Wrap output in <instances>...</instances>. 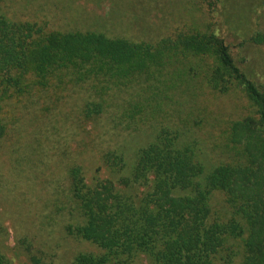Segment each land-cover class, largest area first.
Instances as JSON below:
<instances>
[{"label":"trees","instance_id":"obj_1","mask_svg":"<svg viewBox=\"0 0 264 264\" xmlns=\"http://www.w3.org/2000/svg\"><path fill=\"white\" fill-rule=\"evenodd\" d=\"M252 40L264 45V33ZM193 83L221 93L234 85L244 92L252 113L233 122L229 134L241 159L205 173L196 147L181 140L178 126L161 124L127 170L123 152L102 154L115 180L88 184L81 166H70L80 220L66 225L67 231L101 252H80L68 264H129L138 254L150 264H232L235 256L239 264H264V87L236 64L213 29H177L137 40L98 29L46 30L0 14V137L7 125L1 111L12 96L50 91L59 98L81 88L87 96L84 116L112 109L130 125L147 114L155 96L171 103L174 95L191 93ZM138 186L145 188L139 196ZM213 191L224 194L232 216L213 212ZM0 264H10L1 252ZM30 264L50 263L32 258Z\"/></svg>","mask_w":264,"mask_h":264},{"label":"rangeland","instance_id":"obj_2","mask_svg":"<svg viewBox=\"0 0 264 264\" xmlns=\"http://www.w3.org/2000/svg\"><path fill=\"white\" fill-rule=\"evenodd\" d=\"M0 14L11 21L38 22L46 30L98 29L137 40H156L177 29H213L236 64L264 87V45L252 40L255 33H264V0H0ZM193 84L191 93L174 95L171 103L164 95L155 96L147 114L135 116L130 125L112 109L84 116L87 96L81 88L59 98L35 91L6 99L1 111L7 125L0 137V252L9 263L30 264L37 258L68 264L80 252H101L67 231L66 225L80 220L67 169L81 166L88 184L115 180L102 154L123 152L127 170L161 124L178 126L181 140L196 147L205 173L241 159L229 134L233 122L252 113L244 92L234 85L221 93ZM144 189L135 187L134 193L139 196ZM210 204L222 218L233 215L222 192L213 191ZM239 259L235 256L232 264ZM129 264L150 263L138 254Z\"/></svg>","mask_w":264,"mask_h":264}]
</instances>
